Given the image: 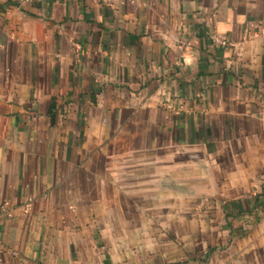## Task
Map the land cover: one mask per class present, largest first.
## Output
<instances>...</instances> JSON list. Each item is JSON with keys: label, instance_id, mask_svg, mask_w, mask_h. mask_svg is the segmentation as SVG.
Here are the masks:
<instances>
[{"label": "crops", "instance_id": "obj_1", "mask_svg": "<svg viewBox=\"0 0 264 264\" xmlns=\"http://www.w3.org/2000/svg\"><path fill=\"white\" fill-rule=\"evenodd\" d=\"M3 206L0 264H264V0H0Z\"/></svg>", "mask_w": 264, "mask_h": 264}, {"label": "built area", "instance_id": "obj_2", "mask_svg": "<svg viewBox=\"0 0 264 264\" xmlns=\"http://www.w3.org/2000/svg\"><path fill=\"white\" fill-rule=\"evenodd\" d=\"M12 3H15L16 5H21V4H25V3H32L35 0H10ZM223 42V41H222ZM225 43V42H223ZM5 210V207H1L0 209V214Z\"/></svg>", "mask_w": 264, "mask_h": 264}]
</instances>
